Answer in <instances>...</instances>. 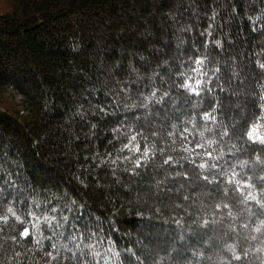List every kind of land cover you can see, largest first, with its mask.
Wrapping results in <instances>:
<instances>
[{
  "label": "trees",
  "instance_id": "16d2710c",
  "mask_svg": "<svg viewBox=\"0 0 264 264\" xmlns=\"http://www.w3.org/2000/svg\"><path fill=\"white\" fill-rule=\"evenodd\" d=\"M7 2L0 264H264V0Z\"/></svg>",
  "mask_w": 264,
  "mask_h": 264
},
{
  "label": "snow or ice",
  "instance_id": "6c2138e0",
  "mask_svg": "<svg viewBox=\"0 0 264 264\" xmlns=\"http://www.w3.org/2000/svg\"><path fill=\"white\" fill-rule=\"evenodd\" d=\"M197 63H199V61H197ZM262 67H264V65H262ZM193 71H195V69H193ZM197 84H199V81H197ZM182 87L188 88L189 86H188V84H184V85H182ZM190 91L193 92V93H197V89H196L195 87L191 88ZM197 94H198V93H197ZM256 132H257L256 128L253 127L252 131H250V132L248 133L249 138H250V139H253V140H257V139H258V140H260L261 143H264V136H260V135L256 134ZM135 139H136V137L133 136V137L131 138V140L129 141V143H131V142L134 141ZM123 147H124V148H128V147H129V144H124ZM136 150L138 151L139 148H137ZM253 198H254V197H253ZM9 211H11V209H10ZM4 219L7 220V217H4ZM17 219H19V217H17ZM45 219L48 220L47 217H45ZM52 219H55V217H52ZM49 226L52 227V225H51V221H50V220H49ZM59 226H60V225L57 223L56 227H59ZM54 234H55V233H54ZM22 235L25 236V237H28V236L30 235V233H29V229L25 228L24 231H23V233H22ZM72 239L75 240L76 237L73 236ZM37 243H39V241H37ZM52 247H53V248H56L57 245L54 243V244H52ZM88 247L91 248V245H88ZM49 255H51V253H49ZM96 255H99V253H96ZM235 259H240V257H239V256H236Z\"/></svg>",
  "mask_w": 264,
  "mask_h": 264
},
{
  "label": "rangeland",
  "instance_id": "374dc122",
  "mask_svg": "<svg viewBox=\"0 0 264 264\" xmlns=\"http://www.w3.org/2000/svg\"><path fill=\"white\" fill-rule=\"evenodd\" d=\"M0 10L2 11H8L9 10V4L7 0H0Z\"/></svg>",
  "mask_w": 264,
  "mask_h": 264
}]
</instances>
